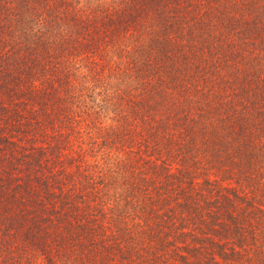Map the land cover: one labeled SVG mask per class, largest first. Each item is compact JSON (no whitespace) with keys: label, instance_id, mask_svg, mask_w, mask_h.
Instances as JSON below:
<instances>
[{"label":"trees","instance_id":"1","mask_svg":"<svg viewBox=\"0 0 264 264\" xmlns=\"http://www.w3.org/2000/svg\"><path fill=\"white\" fill-rule=\"evenodd\" d=\"M0 264H264V0H0Z\"/></svg>","mask_w":264,"mask_h":264}]
</instances>
